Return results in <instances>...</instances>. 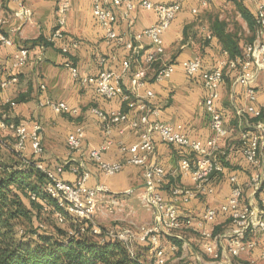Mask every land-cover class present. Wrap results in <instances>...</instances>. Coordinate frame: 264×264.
<instances>
[{
    "label": "crops",
    "instance_id": "1",
    "mask_svg": "<svg viewBox=\"0 0 264 264\" xmlns=\"http://www.w3.org/2000/svg\"><path fill=\"white\" fill-rule=\"evenodd\" d=\"M69 1L65 38L52 43L48 38L56 26L60 0H24L25 6L32 12L25 18L16 13L20 8L17 0H0V18L3 19L0 31L14 41L12 46L0 47V118L7 124L0 132L3 136L8 133L12 137L14 135L16 139V126L25 124L29 129L39 126L44 147L41 159L44 164L50 168L63 164L65 170L62 177L69 182L76 181L82 171L89 170L91 176L88 186L102 184L108 187L109 191L101 194L99 200L110 208L118 209V214L114 216L119 221L117 226L131 227L137 230V234L153 222L152 209L147 206L146 213L137 203V199L143 202V168L126 165L118 174L108 176L89 159V151L100 147L108 137L105 123L92 109L99 108L107 113L129 111L131 117L135 116V112L119 98L109 100L103 97L93 82L83 84V78H95L104 68L119 72L123 61L130 59L132 72L124 76L123 86L131 93L132 98H142L151 109L157 110V114H152L153 120L181 124L189 138L205 143L215 137L216 133L211 127V115L205 107L207 92L201 78L188 76L180 65L176 66L174 73L168 78L156 80V74L170 62L178 63L199 57L205 69H212L219 61L232 57L225 53L218 37L220 31L240 37L242 55L247 43L243 36L251 38L252 32L240 7L254 11V3L250 0H152L165 4L178 2L182 5V10L164 33L165 51L160 60L148 66L145 58L152 49L149 39L136 42L142 47L132 53L106 39L104 29L93 14V0ZM141 1L143 0H135L136 8L130 12L124 6L110 4L118 16V32L128 38L158 20L157 14L145 9ZM203 1L206 5L202 4ZM193 8H197L199 12L193 13ZM256 36L257 31L255 38ZM71 42H77L78 46L71 48L69 53H64L63 45ZM21 47L29 49V61L17 72L18 81L8 88H2L1 82L12 74L14 52ZM67 62L79 69L78 78L73 76ZM142 67H146L147 81L145 85L133 89L132 73ZM239 73V66L227 64L220 87L219 108L228 134L218 138L216 153L224 164V169L211 179L210 185L214 190L212 193H200L188 202H176L180 216L192 218L195 225L208 206H219L227 200L232 191V175L237 177L244 189L245 205L254 211L263 205L264 185L257 192L251 186L255 172L260 169L253 166L243 153V134L252 130L250 124L257 118L245 112L251 101L246 87L237 81ZM252 85L256 93V105L264 106V72L257 76ZM148 90H152L154 95L147 96ZM47 98L65 101L79 112L58 113L52 107L44 105ZM260 120L264 123V115ZM78 126H82L86 133L83 149L72 152L68 148L67 138ZM109 138L113 143L103 157L109 161L121 160L124 155L120 145L137 143L140 130L132 129L124 122L114 127ZM154 140V159L166 170L160 192L166 200L174 201V188H193L195 185L191 175L181 171V159L190 152L179 145L163 142L159 134H154ZM262 152L264 153V145ZM23 154L25 158H32L31 143ZM76 169L79 173H76ZM144 215L148 216V220L141 223L139 218ZM196 227L184 226L171 235L161 237L162 245L167 251V260L170 261L167 262L183 259L184 262L188 261L187 264H264V232L249 230L245 241L253 242V246L242 250L239 255H233L229 248L235 226L228 214L220 213L214 222L206 223V227L213 231V242L221 255L215 260L206 253L205 240ZM173 238L178 239L181 244L177 251L171 250ZM138 246L145 248L146 243L138 240L136 247Z\"/></svg>",
    "mask_w": 264,
    "mask_h": 264
},
{
    "label": "built area",
    "instance_id": "2",
    "mask_svg": "<svg viewBox=\"0 0 264 264\" xmlns=\"http://www.w3.org/2000/svg\"><path fill=\"white\" fill-rule=\"evenodd\" d=\"M20 8L16 12L18 16L29 17L32 12L24 4V0H17ZM111 1V2H110ZM254 3V12L257 23V36L255 40L245 44L244 52L240 56L229 57V59L219 61L212 69H205L202 60L199 57L182 60L178 63L170 62L162 66L156 74V80H162L170 77L177 65H180L185 73L190 77L199 76L206 89L205 107L211 115V127L216 136L207 142L193 140L184 132L181 124H171L160 120H153L152 114H157L156 109H151L147 101L142 98H132L130 92L126 91L123 86V78L130 72L131 60L125 59L122 63L121 70L115 71L104 68L95 78L84 77L83 84L93 82L96 89L103 97L111 100L115 98L125 102L130 110L135 112L131 117L130 112L118 111L107 113L99 108H93L92 111L97 114L105 123V133L107 139L100 147L89 151V159L103 173L108 176H114L121 172L126 165H134L143 168L145 185L142 194L143 202L153 211V222L151 225L143 227L137 234L129 227H118L108 229L107 235L113 239L122 242L131 255L136 253L137 241L146 243L151 246L153 259L152 264H165L167 251L162 245L161 237L171 235L175 231L182 229L184 226L193 227L201 231L205 240L204 249L207 254L215 260L220 258V252L214 244L213 231L206 227V223L216 220L220 213L229 215L235 226L234 237L231 240L229 251L233 255H239L246 248L252 247L253 242L245 241L246 234L249 230H259L264 232V200L263 205L257 211L249 208L243 203L244 189L239 184L235 175L230 176L232 191L225 202L219 206H208L202 217L194 224L192 218H182L179 213L177 201L188 202L197 197L200 193H212L211 179L214 174L222 172L224 164L217 155L218 138L225 137L228 130L225 125L223 114L219 108L221 97V83L224 78V70L227 64L239 66L240 73L237 81L246 87L247 95L251 104L246 107L245 112L257 118L250 124L252 130L243 134L245 158L253 165L259 168L252 178V188L255 192L259 191L264 185V123L261 118L264 115V106L256 105V93L252 82L257 76L264 72V0H250ZM113 6H124L125 10L130 12L136 8L135 0H93V14L104 29L106 39L121 45L132 53H136L141 46L136 42H142L145 38L149 39L152 45L151 51L146 55L145 62L148 66L160 60L165 51L164 33L170 28L172 22L182 10V5L174 3H156L152 0H143L141 5L148 10H153L157 14V22L149 27L144 28L136 33L133 37L128 38L120 34L117 30L118 16ZM206 5V2H202ZM70 9L69 0H60L58 15L55 29L49 36V41L55 43L57 40L65 38V25L67 14ZM193 13H198L197 8L192 9ZM3 19L0 18V23ZM14 41L4 32L0 31V47L12 46ZM77 42L65 44L62 47L64 53H69L71 48L77 47ZM225 53L229 55L227 51ZM29 61V49L21 47L14 52L11 66V75L1 82L2 88H8L11 84L18 81L17 72ZM102 61H105L104 59ZM75 78L79 77V69L67 62ZM146 67L137 69L132 73L131 84L133 89L145 85L147 79ZM147 96L154 95L152 90L147 91ZM11 104H15L11 102ZM44 105L52 107L58 113L77 114L79 110L72 108L65 101H56L47 98ZM127 122L132 129L140 130V139L133 145L121 144L120 150L124 158L117 161L106 160L104 152L109 148L113 141L109 135L114 127ZM7 126L6 122L0 118V129ZM16 143L15 149L24 152L31 143L32 158L24 156L26 166L34 165L48 177L46 184L47 192L56 199L61 208L81 220L89 221L92 224L93 232L99 234L102 228L96 222L98 211V200L101 194L109 191L106 185L98 184L88 186V180L91 176L89 170H84L79 174L74 182L63 179L62 173L65 168L63 164L50 168L44 164L41 156L44 154V147L39 134V126L29 129L25 124L15 127ZM154 134H159L161 140L165 143L176 144L190 153L181 159V171L183 174L191 175L194 181L193 188L176 187L173 189V200L168 201L160 192L163 185L166 170L156 162ZM85 130L78 126L72 131L67 138V145L70 151H81L85 139ZM76 173L79 170L76 169ZM35 199L36 195L33 194ZM57 220L64 221V214L61 211L55 213ZM178 247L174 244L172 251H177ZM264 258V255L262 256Z\"/></svg>",
    "mask_w": 264,
    "mask_h": 264
},
{
    "label": "trees",
    "instance_id": "3",
    "mask_svg": "<svg viewBox=\"0 0 264 264\" xmlns=\"http://www.w3.org/2000/svg\"><path fill=\"white\" fill-rule=\"evenodd\" d=\"M240 11L252 32L246 42H251L257 31L255 12L244 7ZM218 37L230 56L241 55L240 37L223 31ZM7 141L0 133V264H152L153 257H145L142 246L131 255L122 242L107 235V228L96 234L89 221L65 212L46 190L47 175L34 165L26 166L24 154ZM57 211L64 214L68 230L45 229L41 214L56 218ZM173 243L180 249L178 239ZM145 248L152 253L151 246Z\"/></svg>",
    "mask_w": 264,
    "mask_h": 264
},
{
    "label": "rangeland",
    "instance_id": "4",
    "mask_svg": "<svg viewBox=\"0 0 264 264\" xmlns=\"http://www.w3.org/2000/svg\"><path fill=\"white\" fill-rule=\"evenodd\" d=\"M244 39H246V41H248L249 37H245L243 36ZM1 133V132H0ZM2 134V133H1ZM2 137L5 139V140H8L7 142H9L11 144L12 147L15 148V143H16V139L13 135V137L8 133L6 134V136H3ZM11 138V139H10ZM9 150V149H8ZM9 151H6V149L3 148V154L5 155V157H8L7 159L8 160H11V156L9 155ZM10 156V157H9ZM137 203L138 205L141 206V209L144 210V212L147 213V206L145 203V205L143 204V202L141 203L140 199L138 200L137 199ZM116 210H118L117 208H110L108 206L105 205V203H102L100 200L98 201V211H97V214H96V222L97 224L100 226V227H104V228H107V229H115V228H118V227H126V226H123V225H120V226H117V222L119 223V221L117 219H115L114 216H116ZM121 211H119L120 213ZM141 223H144L145 221L148 220V216H143L142 218L140 217L139 218ZM41 220L43 222V224L45 225V229L47 230H51L54 232V230L58 227L60 228H64V229H67L68 230V225L69 223L68 222H65L64 221H59L57 220L53 215L51 214H47V213H42L41 214ZM131 228V227H129ZM133 229V228H132ZM134 231H137L136 229H133ZM142 250V249H141ZM143 253L142 251H140L145 257H147L148 259H151L153 256H152V253L151 251H149L148 249L144 248L143 249ZM178 250V249H177ZM167 257V255H166ZM168 259V257H167ZM166 259V262L165 264H187V262H184V260H176L174 262H171L169 263L170 261ZM169 261V262H167Z\"/></svg>",
    "mask_w": 264,
    "mask_h": 264
}]
</instances>
